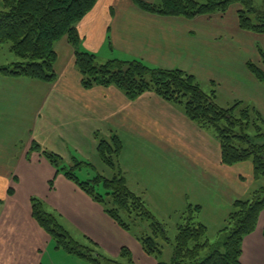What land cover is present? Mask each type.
<instances>
[{"label":"crops","instance_id":"obj_1","mask_svg":"<svg viewBox=\"0 0 264 264\" xmlns=\"http://www.w3.org/2000/svg\"><path fill=\"white\" fill-rule=\"evenodd\" d=\"M238 7L232 5L225 14L188 19L144 11L135 0H98L78 22L77 30L83 50L95 53L103 49L108 56L117 54L153 67L182 69L197 80L225 84L234 102L252 104L264 116V80H258L247 65L249 61L261 65L257 40L264 49V34L239 27ZM55 49L54 82L0 74V264H43L45 248L55 246L32 216V196L42 198L50 210L70 220L68 224L97 239L104 252L108 245L102 242L126 231L39 152H31L29 160L33 141L48 147L65 141L95 148L96 132H115L124 143L120 163L127 180L148 198L149 206L154 201L164 214L172 216L181 214L191 197L194 204L201 205V221L210 230L222 227L234 201L245 199L243 181L255 180L252 163L222 165L219 142L215 144L211 130L201 129L181 107L154 92L130 100L114 86L85 89L68 39L58 41ZM24 101L27 111L20 113ZM153 150H159L163 168L179 165L180 175L182 168L188 171L186 178L193 175L197 182L193 192L165 198L162 190L141 187L152 171L143 155L150 154L153 160ZM161 172L166 181L175 180L163 169ZM178 187L176 181L174 188ZM198 187L205 192L196 193ZM178 199L180 203L174 205L172 201ZM120 248L114 251L116 255ZM242 249V264H264V212L255 231L244 238Z\"/></svg>","mask_w":264,"mask_h":264},{"label":"trees","instance_id":"obj_2","mask_svg":"<svg viewBox=\"0 0 264 264\" xmlns=\"http://www.w3.org/2000/svg\"><path fill=\"white\" fill-rule=\"evenodd\" d=\"M144 11L194 19L202 15L225 14L238 5L239 27L264 34V0H135ZM98 0H0V49L10 43V50L18 60L0 65V74L25 77L48 83L57 78L55 64L58 53L55 45L67 38L75 51V63L85 89L114 86L128 99L136 100L147 92H154L167 102L182 106L185 115L203 130H214L220 147L222 165L233 166L251 162L256 181L264 179V116L254 105L242 100L224 107L217 102L216 90L205 92L197 78L182 69L153 67L140 59H108L98 62L97 54L81 48L77 24L96 5ZM261 65L249 61L250 72L264 80V49L257 46ZM96 137L99 136L96 132ZM124 143L119 134L98 137L97 153L109 175L97 172L83 180L76 170H94L93 163L73 156L67 166L63 156L33 141L31 152H39L57 173H63L104 208V211L123 229L130 231L138 221H147L150 233L139 241L143 251L157 259L163 255L164 245H173L170 264H242L244 238L255 231L264 212V185L247 199L234 201L222 227L215 235L200 221L202 207L189 203L180 214L174 239L166 227L149 210L141 195L130 188L126 172L120 163ZM54 181H50L53 187ZM103 188L104 193L100 191ZM12 192V189L10 190ZM32 216L55 242L57 249L88 259L94 264H123L105 256L86 237L83 244L74 239L60 221V215L50 210L42 198L31 197ZM199 220L197 221L196 220ZM94 243H93V242ZM94 247L91 248V244ZM120 256L133 262L132 251L123 247ZM158 264H165L159 262Z\"/></svg>","mask_w":264,"mask_h":264},{"label":"rangeland","instance_id":"obj_3","mask_svg":"<svg viewBox=\"0 0 264 264\" xmlns=\"http://www.w3.org/2000/svg\"><path fill=\"white\" fill-rule=\"evenodd\" d=\"M255 1H256V4L258 5L261 3L260 0H255ZM235 8L236 6L232 7L231 12H234ZM257 41H258L257 46L261 47L260 43L262 42L260 41V39ZM95 53L97 54L98 56L97 59H98V62L100 63H103L108 59L120 58L117 56V54L114 57L108 56L110 54H107V52L104 51L103 49ZM122 59H129V58H122ZM17 60H18L17 56L10 50V43L3 44L2 48L0 49V65L10 64ZM254 62L256 63V61ZM198 81L200 82L201 87L205 92L211 93V91L216 90L217 97H218L217 102L219 105L224 106V107H229L234 103V100H232V98L227 93V89H226L227 86L225 84L222 86H219L216 84H212L209 81H206L204 79H199ZM262 86L264 87V82ZM23 104L25 105V108L24 109L21 108V110L19 111L20 113L27 111V101H24ZM176 106L178 108L180 107L182 108V106L180 105H176ZM19 112H18V117L20 118L22 116L19 114ZM210 132L214 136L216 140L215 144L217 145L218 139L215 137L216 135H214L215 134L214 130L211 129ZM109 136H110L109 131L108 132L102 131L100 132L98 137L102 138V137H109ZM87 144L88 143H86V146H78L77 144H73L70 142L57 141L56 143L49 145V147H54V148H49L48 146H44L43 144L41 146L49 149L50 151H53L56 153L58 152L59 154H61L67 166L73 165V162H72L73 156H76L77 159H84V160H88L89 162L93 163V165L95 166V171L88 170V169H83L80 171L76 170L78 176L81 177L83 180L88 179V178H93L97 174V172H101L103 174L109 175L111 171V174H112V170L106 167L104 163L101 161L97 153V149H96L97 146L94 148V146H91V145L87 146ZM45 145H48V144H45ZM53 149H56V150H53ZM151 153L153 155V160L149 157L150 154L143 155V157H145L152 166L151 168L152 171H150L145 176L144 183L141 185L143 189L144 187L149 186V187H153V190H162L165 198L169 195H174L175 193H179L180 194L179 196H182L184 193H188V191L193 192L194 188L197 186V182L194 180L193 175H191V173L188 174V178H186L185 174L188 173V171L182 168L183 172L180 175L179 165H176L178 170L176 167H172V166L163 168L162 162L160 160L161 154L159 150H153ZM237 168H241V165H237ZM162 169L164 170V173H167L168 178L175 176V180L166 181L165 178L162 176V172H161ZM147 176L150 177L151 179H154V182L151 183V181H148ZM126 177H127V174H126ZM180 178L182 179L181 181H180ZM176 181H178L179 183V187L177 189L174 188V183ZM127 182L130 188L133 189L139 195H142L144 199L145 196L141 194L140 190H138V187L137 186L135 187L134 184L129 180H127ZM262 185H264V179L260 181H256V180L243 181V188H246L247 193L244 196H242V198L246 199V198L251 197L253 192L257 190L258 188H260ZM143 189L141 191L145 193V190ZM100 191L104 193L103 188H100ZM195 192L202 193V192H205V190L202 187H198L195 189ZM146 194L147 196L149 195L147 191H146ZM187 199L188 200L186 201V205L192 202L191 200L193 198L187 197ZM144 200L147 201L148 198L146 197ZM155 201L157 200L155 199ZM172 202L174 205H178L180 203V199L175 200V201L173 200ZM146 204L148 205V203ZM158 206L156 205L154 201L153 202L150 201V206L148 205V208L150 211H152L156 215V217L160 221L164 223L166 230L168 232V235L170 236V239H174L177 233V227L181 220L180 212L173 214L172 216H167L159 208L160 206L159 207ZM201 217H200V221L202 220ZM60 221L62 222L63 226L68 230V232L71 234V236L74 239H76L78 242L86 244L87 241L85 238L88 237L89 239L93 240L97 244L95 245V247H97L98 250H100L103 254H105V256L109 258H113L114 260H117L118 262H121L123 264H158L159 262H163L165 264L171 263V259L173 255V245L171 244L164 245L163 255L160 257V259H157L155 256H150L142 250V246H141V242L139 241V238L145 233H150V227L147 221H144V222L138 221L136 225H132L130 231H125L124 233L120 235H115L114 237H112L111 239H108L107 241L104 240L105 242H102V245L104 246L108 245L105 252L100 242L97 239L87 236L86 234L81 232V230L75 225L68 224L70 220H68L67 218L60 217ZM217 230L213 229L209 231H210V234L214 236ZM95 247H94V244H91V248H95ZM120 247L121 248L127 247L132 251L133 262H128L127 260L122 258L120 256V252L117 255L115 254L114 251L118 250ZM121 248H120V251H121ZM43 254H44L43 261H42L43 264H94L88 259L80 257L76 254H71L64 249H57L55 248L53 244H49L45 248Z\"/></svg>","mask_w":264,"mask_h":264}]
</instances>
